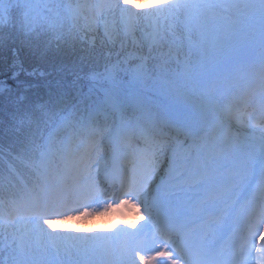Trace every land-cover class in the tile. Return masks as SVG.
<instances>
[{
    "label": "snow or ice",
    "instance_id": "6c2138e0",
    "mask_svg": "<svg viewBox=\"0 0 264 264\" xmlns=\"http://www.w3.org/2000/svg\"><path fill=\"white\" fill-rule=\"evenodd\" d=\"M0 66V264H264V0H0Z\"/></svg>",
    "mask_w": 264,
    "mask_h": 264
},
{
    "label": "rangeland",
    "instance_id": "374dc122",
    "mask_svg": "<svg viewBox=\"0 0 264 264\" xmlns=\"http://www.w3.org/2000/svg\"><path fill=\"white\" fill-rule=\"evenodd\" d=\"M133 2L141 7H147L148 5L159 3L160 0H133ZM244 131L246 134L251 135V129H245ZM112 213L108 219L104 215L90 218L80 217L79 219H54L51 231L61 234L92 235L97 232L113 233L123 224H126L130 231H134L132 228L134 223L136 227L142 224V220H139L138 215L134 211L115 209Z\"/></svg>",
    "mask_w": 264,
    "mask_h": 264
},
{
    "label": "trees",
    "instance_id": "16d2710c",
    "mask_svg": "<svg viewBox=\"0 0 264 264\" xmlns=\"http://www.w3.org/2000/svg\"><path fill=\"white\" fill-rule=\"evenodd\" d=\"M19 58H20V61H21L22 63H24L25 67H26L29 71H31V67L33 66V61H31L30 59L27 58L26 53H25V52H21V53L19 54ZM8 63H9V64L11 63V57L8 58ZM48 70L50 71L51 69H48ZM6 73H7V68L4 67V66H0V79H1V78H5V79H7L8 76H6ZM9 75H10V74H9ZM21 78H22V79H25V78H28V77L22 76ZM28 79H31V78H28ZM9 83H11L10 80H9ZM33 83H38V82L34 80ZM45 227H47V226L45 225ZM49 231H51V229H49Z\"/></svg>",
    "mask_w": 264,
    "mask_h": 264
},
{
    "label": "bare ground",
    "instance_id": "6f19581e",
    "mask_svg": "<svg viewBox=\"0 0 264 264\" xmlns=\"http://www.w3.org/2000/svg\"><path fill=\"white\" fill-rule=\"evenodd\" d=\"M118 211H119V210H118ZM112 212H113V211H112ZM112 215H113V213H112ZM104 216H105L106 219H108L109 216L111 217V212H110L109 214L104 215ZM120 228H127V225H126V224H123Z\"/></svg>",
    "mask_w": 264,
    "mask_h": 264
}]
</instances>
